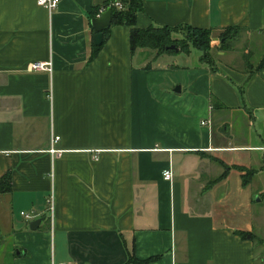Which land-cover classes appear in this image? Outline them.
Wrapping results in <instances>:
<instances>
[{"label":"crops","instance_id":"1","mask_svg":"<svg viewBox=\"0 0 264 264\" xmlns=\"http://www.w3.org/2000/svg\"><path fill=\"white\" fill-rule=\"evenodd\" d=\"M141 2L138 28L264 35V0ZM105 3L0 0V264H264L224 189L229 167L264 173V67L132 50L111 22L95 45Z\"/></svg>","mask_w":264,"mask_h":264},{"label":"rangeland","instance_id":"2","mask_svg":"<svg viewBox=\"0 0 264 264\" xmlns=\"http://www.w3.org/2000/svg\"><path fill=\"white\" fill-rule=\"evenodd\" d=\"M226 29L227 28L221 29L218 33L214 34L216 44L213 47L211 45L214 40L212 38V32L210 31V59L213 61L211 50H217L219 52L226 51L225 55L228 54L231 58L233 57L234 59L232 61L245 69H251L252 65H255L256 67L261 65L262 55H264V35L250 34L239 28ZM171 34L173 38L178 40L183 36L181 30L175 31ZM189 50L191 51L188 59L190 61L193 56L192 53L198 51L193 48H189ZM166 56H168L167 58L169 60L175 59L179 62L181 54L177 56H175V54H168ZM200 56L201 54L199 52V57ZM254 154L256 153H252L253 157ZM214 166L215 170L212 177L223 171V167H220L217 164ZM229 168L230 170L227 175L228 181L226 182L227 185L224 189L225 191H228L226 195L227 200L229 199V203L235 204L226 205L232 207L233 213L238 216H236V220L226 221L227 223L236 225L240 224L241 226L247 224V229L253 230L258 236L264 238V195L261 194L264 192V173L255 172L254 174H251L243 168ZM236 184L239 185L237 186ZM199 205L206 207L211 204ZM254 237L256 236L252 235L251 239Z\"/></svg>","mask_w":264,"mask_h":264},{"label":"trees","instance_id":"3","mask_svg":"<svg viewBox=\"0 0 264 264\" xmlns=\"http://www.w3.org/2000/svg\"><path fill=\"white\" fill-rule=\"evenodd\" d=\"M106 0L105 7L110 8V22L113 24H124L130 27L129 32V45L133 50L136 47L149 48L155 50L156 54L160 53H174L183 52L187 53L189 48H193L200 52L199 59L212 67L213 61L210 59V38L209 28H198L188 24H180L177 26L169 27L166 25L161 26H148L145 28H138L134 25L135 13L141 8V0H119L121 8L116 9L110 2ZM237 29V27H231ZM227 28V29H231ZM226 29V30H227ZM183 34L181 39L173 38L172 34L175 31H180ZM176 40V41H175ZM173 44L177 50L166 49L165 47ZM95 50L97 46H94ZM261 65L257 67H264V55H262ZM243 238H251L249 232L238 231ZM130 264H141L143 261H138L133 257H129Z\"/></svg>","mask_w":264,"mask_h":264},{"label":"built area","instance_id":"4","mask_svg":"<svg viewBox=\"0 0 264 264\" xmlns=\"http://www.w3.org/2000/svg\"><path fill=\"white\" fill-rule=\"evenodd\" d=\"M35 3L38 6L43 7L48 13L53 10L57 3L58 0H35ZM110 5H112L113 7H115L116 9H120L121 8V3L119 0H112L110 2ZM104 8H102L101 10H99V13L103 10ZM31 69L33 70H40V71H50V63L49 62H33L31 64ZM204 121H201L200 124H204ZM57 136H53L52 137V141L56 140ZM162 178L164 180H170L171 178V173L169 171V169H165L162 171L161 173ZM19 214L24 218V219H31L32 218V212H19ZM50 264H54L53 262H51ZM61 264H79L78 262L74 261V260H69L67 262L61 263Z\"/></svg>","mask_w":264,"mask_h":264},{"label":"water","instance_id":"5","mask_svg":"<svg viewBox=\"0 0 264 264\" xmlns=\"http://www.w3.org/2000/svg\"><path fill=\"white\" fill-rule=\"evenodd\" d=\"M90 22H91V27L94 31V34L92 36V42L95 45H98L101 42L102 31L110 26V8L106 7L103 11L100 12L98 16L92 18ZM165 48L172 49L174 51L177 50V47L174 46L173 44H170ZM39 221L40 220L38 219H33L29 221L28 223L29 229H35Z\"/></svg>","mask_w":264,"mask_h":264}]
</instances>
